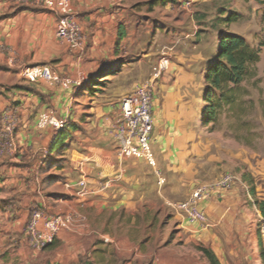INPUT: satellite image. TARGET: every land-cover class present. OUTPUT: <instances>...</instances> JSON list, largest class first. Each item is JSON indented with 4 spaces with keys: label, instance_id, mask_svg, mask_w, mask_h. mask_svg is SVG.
<instances>
[{
    "label": "crops",
    "instance_id": "obj_1",
    "mask_svg": "<svg viewBox=\"0 0 264 264\" xmlns=\"http://www.w3.org/2000/svg\"><path fill=\"white\" fill-rule=\"evenodd\" d=\"M192 1V9L181 0L151 5L141 17L129 0H71L87 36L85 51L78 53L57 39L58 16L44 0H0V131L6 116L17 122V150L0 157L2 238L24 232L37 209L49 216L79 212L87 216L88 230L62 232L55 240L69 261L87 248L89 234L105 241L107 256L121 252L132 261L127 264H159L157 243L169 237L170 223L179 227L187 244H201L220 260L217 231L222 222L217 208L227 205L236 187L205 201L207 227L186 223L171 207L189 195L193 184V158L202 135L204 72L211 60L201 67L207 28L197 8L207 0ZM123 31L127 35L120 40ZM165 53L172 63L159 80L152 135L165 178L162 189L144 161L128 160L121 184L99 196L77 199L65 182L84 177L97 184L117 173L114 125L121 114L120 101L150 78ZM39 65H50L81 88L28 82L24 69ZM258 69L264 72V48ZM51 118L64 122V127L44 122ZM242 161L248 162L256 190L261 191L257 195L264 200V183L258 184L264 178V161ZM169 211L176 215L174 221L165 220Z\"/></svg>",
    "mask_w": 264,
    "mask_h": 264
},
{
    "label": "rangeland",
    "instance_id": "obj_2",
    "mask_svg": "<svg viewBox=\"0 0 264 264\" xmlns=\"http://www.w3.org/2000/svg\"><path fill=\"white\" fill-rule=\"evenodd\" d=\"M152 2L153 0H129V5L141 17H145ZM197 10L201 16L200 19L206 22L205 27L207 28V35L204 36L202 43L206 59L201 67H205L209 59L212 60L215 57L218 33L223 31L244 37L251 47L260 48L262 53L264 48L261 47V44H264V0H207L199 5ZM231 13L236 14L237 22L225 24L223 20ZM263 73L258 69V77L255 79L258 80L256 86L253 85L254 80H249L244 84L249 94L245 98L246 103L242 106L243 117L236 118L232 113L224 111L220 113L216 123H211L206 127L202 126L201 142H197L198 147L193 158L195 170L193 184L188 188L189 195L181 200L188 199L198 187L216 184L223 175L234 176L232 186L226 191L236 187L237 193L229 196L226 206L217 208V218L222 222L217 231L221 242L220 260L222 264H263L259 259L257 232H260L264 237V220L255 207V200L262 196L250 195L249 183L242 182L243 176H246L247 180L256 183L251 175L248 162L242 161V157L247 160L251 159L253 162L264 161V119L256 106L259 99L264 97ZM202 90L204 96L205 80ZM252 102L256 104L255 107ZM202 113L203 98L201 119ZM250 155L254 157L250 158ZM144 163L152 169L145 161ZM156 163L158 165L157 159ZM124 166L126 167V162H124ZM262 183H264V178L263 180L259 179L258 184ZM162 187L163 185H159L160 189ZM255 187L257 186L255 185ZM223 191L224 189L217 188L215 193L221 196ZM256 192L257 194L261 193L260 190H256ZM175 217L173 211H169L165 215V220L174 221ZM258 220L261 222L260 226L257 224ZM169 225L171 232L169 237H161L157 243L159 264H209L200 252L201 244L198 246L187 244L179 227L175 223ZM85 238L89 242L87 248L77 255L74 261H69L57 242L52 247L34 251L29 248L24 232H15L11 238L6 239L2 238L0 233V264H127L132 262L130 259L123 258L120 255L121 252L113 251L115 253L107 256L109 248L107 249L105 241L99 239V236L96 238L87 234ZM95 246L98 249H94ZM193 248L196 252L191 250ZM173 249L176 251L174 252ZM137 262L138 260H134L133 264H137ZM145 264L153 263L146 260Z\"/></svg>",
    "mask_w": 264,
    "mask_h": 264
},
{
    "label": "built area",
    "instance_id": "obj_3",
    "mask_svg": "<svg viewBox=\"0 0 264 264\" xmlns=\"http://www.w3.org/2000/svg\"><path fill=\"white\" fill-rule=\"evenodd\" d=\"M182 4L192 9V0H181ZM45 6L58 16L56 37L66 44L70 51L83 53L87 46V36L71 7V0H44ZM172 59L163 54L152 68L149 79L139 84L134 91L120 101L121 114L114 125V138L117 146V173L102 178L97 184H91L87 178H80L75 183L65 182V187L77 199L87 200L113 189L121 184L126 176L124 162L128 160L145 161L158 176L160 186L165 178L161 173L152 151V135L154 130L153 112L157 97L159 80L168 72ZM23 74L28 82L46 81L64 89H79L80 83L55 72L50 65H39L25 68ZM57 129L64 127V122L54 118L44 120ZM17 122L13 116H6L0 131V157H7L17 150L15 133ZM234 176L223 175L214 185H203L194 190L185 201L171 204L172 209L188 224L208 226V216L203 204L216 189H229ZM89 228L88 218L79 212H69L49 216L41 209L35 210L24 229L29 247L41 251L52 245L62 232H83Z\"/></svg>",
    "mask_w": 264,
    "mask_h": 264
},
{
    "label": "trees",
    "instance_id": "obj_4",
    "mask_svg": "<svg viewBox=\"0 0 264 264\" xmlns=\"http://www.w3.org/2000/svg\"><path fill=\"white\" fill-rule=\"evenodd\" d=\"M175 0H153L152 4L155 7L166 6L173 3ZM225 24H233L237 22L236 14L231 13L223 20ZM126 33L123 31L120 35V40L126 38ZM218 43L216 44L215 57L210 61L204 80L205 91L203 96V113L201 123L203 127L209 126L211 123H216L221 112L228 111L237 118L244 116L242 106L246 103L245 98L249 91L244 86L249 80H254V86L258 80V63L261 59V49H255L250 46L248 41L229 31L218 33ZM264 47V44H261ZM255 107V103L252 102ZM264 119V97L260 98L257 105ZM242 182H248L250 185V195H257L255 183L252 180H247L243 176ZM255 207L259 215L264 220V200L256 199ZM258 226L261 225L258 220ZM258 247L260 260L264 264V237L260 232H257ZM55 242L49 247L54 246ZM200 252L209 264H221L216 254L208 248L200 247Z\"/></svg>",
    "mask_w": 264,
    "mask_h": 264
}]
</instances>
